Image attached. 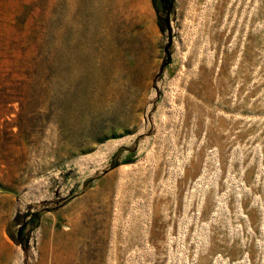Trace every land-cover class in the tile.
I'll return each mask as SVG.
<instances>
[{
    "label": "rangeland",
    "instance_id": "374dc122",
    "mask_svg": "<svg viewBox=\"0 0 264 264\" xmlns=\"http://www.w3.org/2000/svg\"><path fill=\"white\" fill-rule=\"evenodd\" d=\"M0 264H264V0H0Z\"/></svg>",
    "mask_w": 264,
    "mask_h": 264
}]
</instances>
